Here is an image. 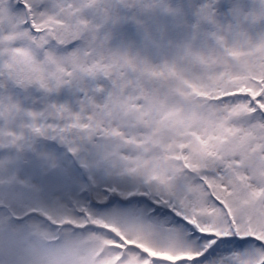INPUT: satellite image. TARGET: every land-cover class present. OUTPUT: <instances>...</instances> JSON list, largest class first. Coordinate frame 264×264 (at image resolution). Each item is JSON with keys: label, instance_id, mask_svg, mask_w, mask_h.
<instances>
[{"label": "snow or ice", "instance_id": "6c2138e0", "mask_svg": "<svg viewBox=\"0 0 264 264\" xmlns=\"http://www.w3.org/2000/svg\"><path fill=\"white\" fill-rule=\"evenodd\" d=\"M0 264H264V0H0Z\"/></svg>", "mask_w": 264, "mask_h": 264}]
</instances>
